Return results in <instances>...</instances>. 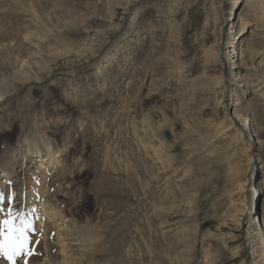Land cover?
Segmentation results:
<instances>
[{
  "label": "rangeland",
  "instance_id": "374dc122",
  "mask_svg": "<svg viewBox=\"0 0 264 264\" xmlns=\"http://www.w3.org/2000/svg\"><path fill=\"white\" fill-rule=\"evenodd\" d=\"M238 1L247 42L264 45V0ZM231 2L0 0V83L10 93L0 99V173L10 172L0 221L12 209L33 222L30 264H113L112 187L128 190L123 209L140 208L127 225L130 260L157 264L156 251L165 264H254L246 227L264 148L250 147L256 138L231 114L242 101L264 138V100L233 79H261L264 47L246 56V72L227 63ZM29 132L57 165L35 167ZM92 226L103 237L90 247Z\"/></svg>",
  "mask_w": 264,
  "mask_h": 264
},
{
  "label": "bare ground",
  "instance_id": "6f19581e",
  "mask_svg": "<svg viewBox=\"0 0 264 264\" xmlns=\"http://www.w3.org/2000/svg\"><path fill=\"white\" fill-rule=\"evenodd\" d=\"M239 4L240 3L238 0H233V2H231V4H229V6H228V9H229L228 10V16L225 19V23L231 22L230 28H234V30H232V29L230 30V32H233V36L231 37L233 39V41L228 46L229 49L227 50V59L226 60H227V63L229 65H231V67H237V65H239V67H237V68H239V70H241V71L246 72V70H248V69H246L247 66H245L246 56L257 55L258 53L255 52L256 51L255 47L256 46L257 47H261V46L264 47V45L262 44V41H263L262 38L261 39L255 38L253 40V42H251V41L247 42L248 36H244V33L246 31L249 34L252 31L245 29L246 21L243 20L242 16L239 13H237V11H236L238 8L237 5H239ZM236 13H237V20H235ZM239 20L241 23L239 22ZM238 22L240 24H238ZM221 27H220V29H218L217 35H215L216 39H219L220 35L222 34L221 30L223 31V29ZM235 27H237V28H235ZM204 32L205 33L211 32L210 24L208 23V20L205 22ZM238 41L242 42V44L241 45L237 44ZM249 42H251V43H249ZM245 43H246L245 48L242 49L241 46L244 45ZM220 44H221L220 42H217V44L215 43V46L218 48V47H220ZM259 45H261V46H259ZM40 55H41V51L40 52L39 51L31 52L29 54V58L32 61L29 63L27 61L24 62V65L26 66V68H29V69L34 68V66H32L33 62L36 63V59L39 58ZM257 58H259V57L257 56ZM107 60H110V57H108ZM233 79L235 80V83L237 86H240V87L247 86L250 89L249 93L252 94V97H254L256 99V101L261 102L264 100V72L262 74L261 79L256 80V81L249 80L246 76H243L239 72H238V75L234 76ZM21 83H23V82H21ZM7 85L8 84L3 83V82L0 83V99L5 97L6 95L10 94L8 92L9 88ZM233 101L234 102H232V110H234V111L232 112L231 115L235 118V120L239 121L243 125V131H244V133H246L247 137H249L250 141L254 139L253 137L256 138L251 143L250 147L253 148L255 146H259V148L260 147L264 148V140H263L264 138L262 139L258 135V133L259 134L262 133L261 130H263V129L259 128V127H255L256 125L253 126L254 123H252L251 120H249L247 117H245V118L243 117L246 113H241V110L243 107L241 108L240 103L242 101L241 102L236 101V98H234ZM28 136L29 137L27 138L26 141H27L29 148H28V146H26L27 147L26 151H27V153H29L28 155L32 156L33 151L30 152L29 149L30 148L34 149V155L36 157L34 160L33 159H31V160L35 164L36 168L45 169L47 163H51V165H57L58 164L59 157H57L55 154H52L50 151L48 152V154H41L40 150L38 149L39 139L37 138V136L35 134H33L32 132H29ZM248 145H249V143H248ZM248 149H249V147H247V150ZM18 153L19 152H16L15 154H18ZM27 153H26V155H27ZM9 174H10V172L6 173V174L0 173V185L4 186L6 184H9V180H10ZM258 176L260 178L259 184H257L251 190V196H253V198L255 196V201H254V205H253L254 216L252 217L253 220H251V222L246 227V236L249 240V243H252L253 246H255V248H253V250H252V258L254 259V261H253L254 264H264V157H262V160L260 162L259 175ZM242 186H239L238 189L243 190ZM127 192H128V190L125 187L120 188V189H118V188L116 189V188L112 187V189H109L107 191L106 196L104 197L105 198L104 204L108 206V216H110V219L113 222H115V225L111 226L110 230H109L110 241L113 244V247H114L113 253L115 254V259H114V255H113V261L111 263H113V264H125V262H126L129 264H146L145 262H142V257L138 258V259L130 260L128 255H129L131 250L123 252L126 245L129 242L128 236H126L127 234H129V232H128L129 229H128L127 225L129 226L128 223H130V220L134 221V223L136 224L138 222L139 212H140L139 211L140 208H138V207L131 208L132 210L130 209L128 211L123 209L124 201L122 200V198H123V196L127 195ZM258 201H260L259 207L257 206ZM51 210H52L51 207L47 208V211H48L47 218H50L49 212ZM238 211L241 212L242 210H238ZM54 212H55V214H57V211H54ZM256 214H257V216H256ZM168 218H169V216L166 217V221L168 220ZM93 227L94 226L89 227L90 231L86 230L87 231L86 239L90 242V247H93L94 243L103 237V235L101 233L94 231ZM57 234H58V238H59L60 248L62 249V251H65V240H66L65 237L66 236L64 234L60 233L59 231L57 232ZM131 238L138 241V239L136 238V235H133ZM169 245L171 247H173L174 243L170 241ZM116 252H117V255H116ZM152 253H154V256H152L150 258V260L154 261L157 264H165V262H164V261H166L165 257L160 255L159 253L157 255H155L156 251H154ZM143 254H144V252H143ZM143 257H145V255ZM145 259H146V257H145ZM169 259H170V256H169Z\"/></svg>",
  "mask_w": 264,
  "mask_h": 264
},
{
  "label": "snow or ice",
  "instance_id": "6c2138e0",
  "mask_svg": "<svg viewBox=\"0 0 264 264\" xmlns=\"http://www.w3.org/2000/svg\"><path fill=\"white\" fill-rule=\"evenodd\" d=\"M5 198V194L0 192V201ZM8 212V217L0 221V256L10 264H17L18 258L23 259V264H30L29 257L35 254L36 243L31 233L36 229L22 212H13L12 209Z\"/></svg>",
  "mask_w": 264,
  "mask_h": 264
},
{
  "label": "water",
  "instance_id": "95a60500",
  "mask_svg": "<svg viewBox=\"0 0 264 264\" xmlns=\"http://www.w3.org/2000/svg\"><path fill=\"white\" fill-rule=\"evenodd\" d=\"M257 206H258V207L260 206V201H258Z\"/></svg>",
  "mask_w": 264,
  "mask_h": 264
}]
</instances>
